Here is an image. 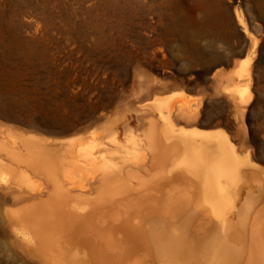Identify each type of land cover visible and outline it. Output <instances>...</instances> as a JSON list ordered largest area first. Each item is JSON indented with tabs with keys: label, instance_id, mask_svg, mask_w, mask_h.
I'll list each match as a JSON object with an SVG mask.
<instances>
[{
	"label": "rangeland",
	"instance_id": "rangeland-1",
	"mask_svg": "<svg viewBox=\"0 0 264 264\" xmlns=\"http://www.w3.org/2000/svg\"><path fill=\"white\" fill-rule=\"evenodd\" d=\"M102 1L0 0V264H42L11 220L33 202L14 204L3 188L11 176L25 190L41 188L4 156L30 138L62 151L80 144L88 154L101 140L106 159L134 162L143 139L171 127L170 148L181 150L176 164L234 170L241 183L231 179L233 192L240 187L250 203L259 198L264 218V0ZM182 139L188 145L178 148ZM73 166L91 178L108 163L74 157ZM129 208L135 217L137 208ZM260 247L253 238L243 250L256 258ZM247 257L239 264H252Z\"/></svg>",
	"mask_w": 264,
	"mask_h": 264
},
{
	"label": "bare ground",
	"instance_id": "bare-ground-1",
	"mask_svg": "<svg viewBox=\"0 0 264 264\" xmlns=\"http://www.w3.org/2000/svg\"><path fill=\"white\" fill-rule=\"evenodd\" d=\"M103 1L117 5L116 0ZM224 19L229 26L228 17ZM184 25L188 26L186 21ZM238 26L245 33L241 20ZM189 36L195 39L196 30L191 28ZM170 109H166L167 116ZM175 111L179 115L188 112ZM158 114L166 117L161 110ZM168 132L143 139L144 154L136 155L134 162L130 157L106 159L101 140L93 145L94 154L74 143L63 151L31 138L15 143L5 158L12 169L26 167L41 187L25 190L12 176L3 186L12 203L33 202L26 216L11 218L17 234H24L23 240L30 242L31 254L42 264H239L248 256L243 250L246 242L255 238L261 245L259 254L245 261L264 264L259 198L250 203L238 194L240 187L233 192V181L239 183V178L232 177V169L220 170L207 162L206 166L193 161L195 165L176 164L173 159L181 150L170 148L174 131L170 127ZM181 144L178 148L188 142L182 139ZM74 157L83 164L99 160L108 166L99 176L87 178L82 168L73 166ZM149 169L153 175L148 182L135 181L134 173ZM179 172L184 175L182 185L176 180ZM132 206L137 208L135 217L129 211ZM235 226H240V235L234 233Z\"/></svg>",
	"mask_w": 264,
	"mask_h": 264
}]
</instances>
